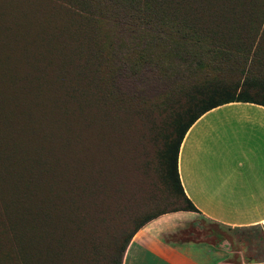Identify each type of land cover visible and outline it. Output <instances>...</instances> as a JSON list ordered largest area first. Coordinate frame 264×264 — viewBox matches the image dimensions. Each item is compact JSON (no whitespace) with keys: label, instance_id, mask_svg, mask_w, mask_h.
<instances>
[{"label":"trees","instance_id":"1","mask_svg":"<svg viewBox=\"0 0 264 264\" xmlns=\"http://www.w3.org/2000/svg\"><path fill=\"white\" fill-rule=\"evenodd\" d=\"M30 1V6L27 0L0 2L1 17L13 18V24L19 27V41L29 44L17 52L26 62L23 67L28 76L26 82L32 89L42 91L11 95L18 100L9 109L4 100L0 102V112L4 107L11 116L5 120L9 118L7 121L14 130L11 134L16 137L17 146L10 144L6 165L14 164L11 186L19 191L16 196L6 194L9 179L6 171L1 170L0 218L7 219L11 208H22L25 222L24 232L11 240L16 245L23 236V244L19 243L22 251L2 255L0 264H121L128 242L146 222L168 212L196 210L182 189L178 173L182 139L188 128L214 107L234 101L264 106V51L259 41L250 43L256 28L237 41L232 39V44L237 43L239 48L237 54L231 49L228 37L202 35L193 30V25L185 24L181 16L150 15L148 10L152 9L147 0H123V17L112 15L119 22L117 42L127 35L135 37L136 42L146 43L149 31H153L151 41L170 45L167 51L171 60L154 64L157 72L154 80L161 89L156 95L145 96L143 75L150 72L145 55L137 54L135 60L125 63L124 59L120 60L124 49L111 42L95 50L89 61L91 54L87 49L83 54V49H91V45L87 47L85 39L73 43L65 33L60 38L53 29L44 27L42 23L48 21H40L41 11L53 19L56 17L51 12L58 10L83 17L86 11L74 12V7L83 2L65 0L69 6H62L58 0ZM38 2L43 3L39 9L35 8ZM250 3L247 1L237 11L249 10ZM260 14H255L256 24L262 23ZM51 23L54 27V22ZM126 56L133 58L130 53ZM75 81H79V87ZM70 87L74 92L65 93L72 90ZM108 101L115 108L114 118L131 110L141 122L136 121L133 129L127 126L125 132L111 120H104L106 117L99 107ZM157 115L159 124L154 125ZM2 116L0 113L3 119ZM162 123L165 132L158 154L162 179L182 204L139 219L136 213L140 205L131 190L137 186V176L148 178L150 165L143 157L151 144L140 143L138 133L140 128H147L151 136ZM19 137H22L20 149ZM116 156L122 160L121 167L109 171L107 159ZM38 189L42 192L40 196ZM52 197L56 201L53 205L48 202ZM44 208L52 211L54 225L40 228L36 218L40 211L36 209ZM108 232L120 236L111 241L114 248L110 261L101 263L87 249H91L92 243L96 249L95 243L105 241Z\"/></svg>","mask_w":264,"mask_h":264},{"label":"rangeland","instance_id":"2","mask_svg":"<svg viewBox=\"0 0 264 264\" xmlns=\"http://www.w3.org/2000/svg\"><path fill=\"white\" fill-rule=\"evenodd\" d=\"M35 1V0H34ZM60 5L69 6L65 0H58ZM83 2V4L76 5L74 7V12L86 11L83 17L78 15L70 14L65 10H58L55 8L57 12L52 13L55 14V19L51 18L50 15L40 13V21H48L43 22L42 24L47 29L51 30L61 36L68 35L73 40V43L81 40L85 41L84 44L91 45L90 48L83 49V54L86 53L87 49L88 53H90L89 61H91L92 56L95 53V50L101 49L107 44H111V42L117 47H121L124 49L122 56H120V60L124 59L125 63L128 60H135V56L137 54H143L147 58L146 60L149 62L147 64V68L150 72L145 73V84L142 87L143 94L145 96H153L156 95L157 92L161 89L159 84L155 79V63L163 61H170L169 58L170 52L167 49L170 47L169 44H161L151 41L153 31H149L150 35L147 38V42L143 43L142 41L136 42V38H129L127 35H122L121 42H117L115 35L117 34L116 25L119 22L114 21L112 19V15H120L122 18L124 15L123 0H79ZM102 1V2H101ZM150 4L152 10H148L150 15L156 16H164V18L169 17H177L181 16L185 24L193 25V30H197L202 33V35H209L214 38L218 37H228L231 41V49L233 48V52L237 53L236 44H232V39L237 41L240 37L256 28V35L252 33L250 43L252 44L259 41L260 48L264 51V0H147ZM250 1L251 3L248 6H251L249 10H241L238 12L237 9L240 7H244V3ZM1 2V0H0ZM27 4L30 6L31 1L27 0ZM43 3L35 4V8L39 9ZM85 5V7L83 6ZM118 11V12H117ZM116 13V14H115ZM261 13L262 15V23L255 21V14ZM44 14L43 16H41ZM58 15V16H56ZM108 17V18H107ZM190 20L194 21V23L190 22ZM54 22V27H52V23ZM23 24V23H22ZM20 24V27L22 26ZM26 25V24H25ZM24 25V26H25ZM19 27L13 24V18H2L0 15V102L4 100L6 104V108L9 109L10 105H13V101H17V96L11 95H24V94H36L35 92H42L39 90L32 89V86L27 83L26 78L28 77L26 74V70L23 69L26 62L22 60L21 55L17 52L20 48L29 47V44H26L25 41L21 40V37H18L17 29ZM5 31V32H4ZM19 31V30H18ZM65 31V32H64ZM114 32V33H112ZM199 36V35H198ZM87 38V39H86ZM39 41H37L38 43ZM119 43V44H118ZM239 45V44H238ZM249 45V44H248ZM114 46V47H115ZM241 45L240 47H243ZM251 47V46H250ZM248 46V48H250ZM138 51H136V50ZM87 53V54H88ZM126 53H130L133 58H127ZM238 54V53H237ZM78 60V59H75ZM10 65V68L7 67ZM123 70V69H122ZM23 71V72H22ZM25 72V73H24ZM138 80V79H137ZM135 84L140 88V84L135 81ZM74 85V83H73ZM14 86V88H13ZM75 86L79 87V81H75ZM72 90H65V93H69ZM76 89V88H74ZM35 90V91H34ZM82 91V89L80 88ZM131 92L134 91L132 87L129 88ZM74 92V91H73ZM89 93V90L86 92ZM113 104H110V101L104 102L100 105V112L102 115H105L106 118L104 120H111L117 128L122 127V129L126 132L127 126L132 128L135 126V122H141V119L138 115L131 110L129 113L118 114L117 119L114 118L113 112ZM0 118V171H6L5 176L9 179V187L6 189V194L10 197L11 194L16 196L19 193L17 188H12L13 178L15 177V173L13 170L14 164L6 165L8 163L7 159L9 154L11 153V147L17 146L15 145V138L13 134H11L14 130L11 128V122L7 121L11 118L10 114L3 107ZM10 116L8 119L5 118ZM159 115L155 116L154 125H157V118ZM114 118L112 120V118ZM154 118V117H153ZM165 122V120H164ZM159 129H155L153 134L150 136V131L147 128H140L139 137L140 143L147 144L148 142L151 144L150 150L146 153L145 158L150 165V170L148 175H146L148 180L141 176H137V186L132 188V193L134 197L137 199V204L140 205L138 208V214L141 219L142 216L147 215L148 213H152L159 210H166L173 207H178L182 203L180 200L171 194V192L166 188L162 179V171L161 165L159 161V148L163 142V135L165 130V123L160 124ZM129 135H131V131L127 135L130 139ZM10 141V143H7ZM18 147L20 149V145L22 142V137H19ZM15 157V155H12ZM122 160L119 156L115 158L107 159V169L110 171L111 169L119 170L121 167ZM140 178V179H139ZM26 182V181H25ZM27 185H30L26 182ZM152 185V186H151ZM150 186L152 189L150 190ZM1 188V184H0ZM34 191H36L34 189ZM39 196L42 194L41 189H38ZM4 193V192H3ZM5 194V193H4ZM50 198L49 203L52 202V205L55 204V200ZM67 205V204H66ZM35 210V209H34ZM40 211L39 215L36 214V218L39 221L40 228H47L49 226L54 225L51 221L53 220L50 215L52 214L49 208L47 209H36ZM9 215L4 216L3 219L0 220L4 223H0V257L2 255H6L8 253H18L21 252L20 248L24 242L23 236H20L19 242L14 245L11 240L12 236L24 232L25 222L23 213L24 210L22 208H11L8 210ZM48 219L46 222L43 220ZM35 224L37 223L35 220L33 221ZM67 228H69V224H67ZM66 228V229H67ZM230 234L232 235V248L236 251L242 250L244 253V259L248 264H264V227L254 226L250 228H242V229H230ZM118 233L108 232L105 234V241H98L95 243L96 249L93 248V243L90 250L92 255L95 256L101 263L104 261H110L109 255L112 252V243L113 239L119 238ZM90 237V236H89ZM19 243L21 245H19ZM52 243V240H50ZM12 246L14 249H12ZM20 246V247H19ZM90 246V245H89ZM118 254L115 255L117 261ZM1 260V259H0Z\"/></svg>","mask_w":264,"mask_h":264},{"label":"crops","instance_id":"3","mask_svg":"<svg viewBox=\"0 0 264 264\" xmlns=\"http://www.w3.org/2000/svg\"><path fill=\"white\" fill-rule=\"evenodd\" d=\"M177 166L196 210L146 222L121 264H248L229 230L264 227V106L234 101L202 114L182 139Z\"/></svg>","mask_w":264,"mask_h":264}]
</instances>
